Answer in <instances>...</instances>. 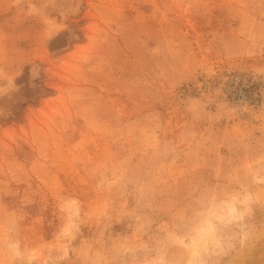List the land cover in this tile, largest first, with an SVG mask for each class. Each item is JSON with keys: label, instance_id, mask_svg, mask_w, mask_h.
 <instances>
[{"label": "rangeland", "instance_id": "374dc122", "mask_svg": "<svg viewBox=\"0 0 264 264\" xmlns=\"http://www.w3.org/2000/svg\"><path fill=\"white\" fill-rule=\"evenodd\" d=\"M78 2L42 44L39 21L0 0V66L21 72L19 91L0 98V199L23 208L28 241L50 238L59 191L97 202L90 173L101 161L151 172L175 209L235 162L237 140L264 138V0ZM217 90V103L249 107L247 123L223 108L214 123L193 121L181 102ZM157 135L179 155L158 152ZM237 264H264V240Z\"/></svg>", "mask_w": 264, "mask_h": 264}, {"label": "clouds", "instance_id": "9594fccd", "mask_svg": "<svg viewBox=\"0 0 264 264\" xmlns=\"http://www.w3.org/2000/svg\"><path fill=\"white\" fill-rule=\"evenodd\" d=\"M13 7L39 21L44 44L66 28L63 20L78 13L79 2L13 0ZM49 9L58 11L61 22ZM20 74L0 66V98L19 91L15 79ZM31 76L39 77L38 66L33 65ZM219 95L217 90L181 103L195 122L214 123L223 108L230 119L247 123L239 116L249 107L217 103ZM211 104L215 112L206 110ZM156 150L179 155L175 143L161 145L158 135ZM230 152L235 162L212 179L194 182L175 209L161 204V184L151 172L101 161L90 173L99 199L88 207L78 195L59 191L49 239L41 235L28 241L23 208L0 199V264H237L264 240V138L237 140ZM39 220L43 225L42 215ZM121 223L126 231L114 233Z\"/></svg>", "mask_w": 264, "mask_h": 264}]
</instances>
